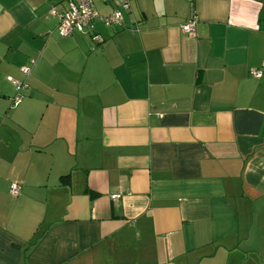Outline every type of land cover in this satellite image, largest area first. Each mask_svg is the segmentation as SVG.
Returning <instances> with one entry per match:
<instances>
[{
    "label": "crops",
    "instance_id": "1",
    "mask_svg": "<svg viewBox=\"0 0 264 264\" xmlns=\"http://www.w3.org/2000/svg\"><path fill=\"white\" fill-rule=\"evenodd\" d=\"M51 8L0 0V264H264V0Z\"/></svg>",
    "mask_w": 264,
    "mask_h": 264
},
{
    "label": "built area",
    "instance_id": "2",
    "mask_svg": "<svg viewBox=\"0 0 264 264\" xmlns=\"http://www.w3.org/2000/svg\"><path fill=\"white\" fill-rule=\"evenodd\" d=\"M131 0H66V8L62 12L51 8L49 13L57 19L56 31L59 36L65 37L73 32H85L93 28V21L99 19L107 27L117 26L122 24L124 12L130 8ZM108 6L109 12L102 15L99 12L98 6ZM197 24V16L192 14L188 19L180 25V29L184 33L194 31ZM95 41H101L98 35H94ZM30 62H33L31 60ZM20 72L27 75L30 71V66L23 65L19 68ZM251 75L259 77L260 71L253 70ZM14 87L15 94L11 102L18 104L22 99V91L26 87L24 81L9 77L8 78ZM9 193L17 196L20 193V185L11 183ZM113 197H117L114 195Z\"/></svg>",
    "mask_w": 264,
    "mask_h": 264
},
{
    "label": "trees",
    "instance_id": "3",
    "mask_svg": "<svg viewBox=\"0 0 264 264\" xmlns=\"http://www.w3.org/2000/svg\"><path fill=\"white\" fill-rule=\"evenodd\" d=\"M40 236H37L35 239H33L32 244H35V242H37V240L39 239Z\"/></svg>",
    "mask_w": 264,
    "mask_h": 264
},
{
    "label": "rangeland",
    "instance_id": "4",
    "mask_svg": "<svg viewBox=\"0 0 264 264\" xmlns=\"http://www.w3.org/2000/svg\"><path fill=\"white\" fill-rule=\"evenodd\" d=\"M98 8H99V6H98Z\"/></svg>",
    "mask_w": 264,
    "mask_h": 264
}]
</instances>
